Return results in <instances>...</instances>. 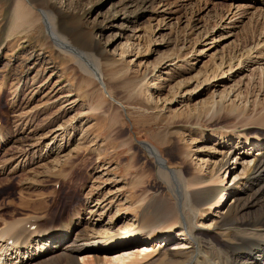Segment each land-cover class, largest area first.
I'll use <instances>...</instances> for the list:
<instances>
[{
    "label": "rangeland",
    "instance_id": "374dc122",
    "mask_svg": "<svg viewBox=\"0 0 264 264\" xmlns=\"http://www.w3.org/2000/svg\"><path fill=\"white\" fill-rule=\"evenodd\" d=\"M132 1L26 0L37 25L11 32L17 3L0 0V232L37 226L27 246L2 243L0 264H43L87 239L97 250L69 251L73 264H195L264 220V141L244 148L264 135V0ZM49 2L87 73L50 39Z\"/></svg>",
    "mask_w": 264,
    "mask_h": 264
},
{
    "label": "bare ground",
    "instance_id": "6f19581e",
    "mask_svg": "<svg viewBox=\"0 0 264 264\" xmlns=\"http://www.w3.org/2000/svg\"><path fill=\"white\" fill-rule=\"evenodd\" d=\"M15 1L17 3L16 9L14 8L15 11L13 12V15H12L15 17V22L13 23V28L11 29V32H13V30H19V29H22L23 31L26 29L28 30V28H31L34 25H37L38 21L32 15L33 13L30 10L31 7L27 6L26 0H15ZM28 1L30 4L33 5L34 8L43 7V0H41L40 2H32L31 0H28ZM153 1L154 0H133L131 2V6L132 7L134 5L139 6V7H141L143 5L146 6L150 3H152ZM47 5H50L55 10V13H56L55 15H52L50 12L45 13L49 18L47 26H48V31L50 34L49 35L50 39H52V41L55 43V46H58L59 49H61V52L66 53V54L69 53V56L72 57L71 58L72 61H77V63L80 65V67L83 69V71L85 73H87V67L84 65L85 62L83 60H81V57L76 52H74L75 54H72L73 52L70 51L71 49H73V47L70 44L69 38H72L75 36L77 37L78 34H76V31L74 32V31L68 29L64 24L61 23L62 17H63V11L60 7L58 8L56 3H50L49 2ZM116 14H119L118 11H115L114 15H116ZM40 27L41 26H37L36 30L37 29L41 30ZM24 28H26V29H24ZM34 30H35V28H34ZM69 35H70V37H69ZM47 43H48V45H53L52 42H47ZM87 47H89V46H87ZM89 48H87V49H89ZM86 51L88 52V50H86ZM81 53L84 56L86 55V57H88L89 59H91V57L92 58L94 57V55H92V54L87 55L86 53H83L82 51H81ZM258 135H256L255 139L251 140V138H249V140H246V142L249 144L245 145L244 148L252 146L253 143L254 144H256L257 142L262 143V141H264V135L260 134L262 136V138H260V135L259 136ZM254 140H256L257 142ZM145 148H146V151H148L155 159H157V162H158L159 166L161 167V170H163V172H164V175L171 174L168 166H166V162L161 158V155L158 153V151L154 147H151V146H149V147L145 146ZM242 154L243 155L240 156L241 159L247 155L245 151ZM255 164L256 165L254 166V168H255L256 174H258L259 176H261V175L264 176V152L258 151L257 157L255 158ZM223 167L224 166L222 165L221 168H223ZM247 173H248V170L245 169L242 176H244V174L247 175ZM174 174L175 173L173 172L171 175H174ZM203 185H204V181L200 180L199 186L201 189H203ZM199 192H201V190H199L198 193ZM226 197H227V193L222 192L221 196H220V200L218 201L216 206L219 203H221L222 200ZM211 208H212V206H211ZM190 213L194 214L193 216H195V217L197 215V212L196 211L194 212L193 209L190 210ZM172 220H175V219L171 218L169 221H172ZM192 221H193L192 218H189L187 221L189 226L186 227L187 225H185L187 230H189V232L187 234L188 242H189V240L193 241V243H195L197 245L198 254H204V250L202 247L205 245L203 242H201V239L199 240V238H197L198 237L197 236V228L192 223ZM175 223L176 222H174V224ZM245 225H246V228L240 229L239 227H236L234 229V231H236V233L234 232V235H232V237H231L233 243H227V248L225 249V251H223V250H221L223 252L219 251L221 248L217 251V249H216V248H218L217 246H216V248H213L211 246L213 248L212 249L210 247L211 250L216 253L215 257L213 256L214 254H212V256L214 258H210V256L206 255L205 257L203 256L204 258H206V260L203 261V259L199 258V256H198L197 257L198 261L195 264H234L233 262H234V258H235L234 257L235 253L234 254L229 253L232 250L235 251L237 255L242 257L241 260H242L243 264H264V220L262 222H260V224H258V225H254V224L248 225V223ZM14 229H15L14 226H10V227H7L3 231L0 232V244H1L0 247L2 246V243H4L5 244L4 247L5 246L6 247L11 246V249H14V248L17 249L20 246H27L29 243H31L27 237V235H28L27 233H26L27 234L26 235L23 231H19V232L15 231L14 232ZM67 230H69V229H67ZM240 231L243 232L244 235L242 237H237L239 235ZM13 236H15V237H13ZM156 237H158V236L153 235V238H156ZM225 237H227V235ZM10 240H11V242H10L11 244L8 245L7 242ZM191 241H190V243H191ZM121 242L122 241L119 239V237L113 238L112 242L108 246L110 248L106 251L112 250L111 252H113V250H115L114 248L118 247V245L121 244ZM241 242H243V243H241ZM74 243L76 244L77 241H75ZM236 243H238V244H236ZM64 244H67V243H64ZM177 245H180V246L175 248V250H180L181 248H183V249L186 248L185 243L184 244L179 243ZM87 246H92L93 248H95V250H97L98 243L92 242L90 239L89 240L87 239V240H81V242H78L77 245L72 246L73 248L67 247L65 251L63 250V248L61 249V248L57 247V249L53 250V251L55 254H58L60 256H57L53 259L51 258V260L44 262L43 264H55L56 262H60V260H62V258H64V257L66 258L67 264H73V261L75 259L72 256V254L69 253V251H71L72 253L73 252L79 253L84 247H87ZM104 246H105V248L107 247V245H104ZM160 250H162V249H160ZM242 250H245V251L243 252ZM144 251H146V250L144 249ZM156 251L157 250H155L154 252L148 251L147 254H145V252H144V254H139V255H141L142 257L145 255L144 259H147V258L153 257L155 254H157ZM140 253H141V251H140ZM170 256H173V255L171 254L168 256V259L172 260ZM131 257H133V256H128L127 259H121V258L116 257V259L113 258V261L117 262L118 264L125 263V262H128V260ZM135 257L137 258V256H135ZM63 261H64V259H63ZM92 261L94 262V260H92ZM166 261L167 260H165V262ZM74 262H76V261H74ZM20 264H28V263H24L21 261Z\"/></svg>",
    "mask_w": 264,
    "mask_h": 264
}]
</instances>
